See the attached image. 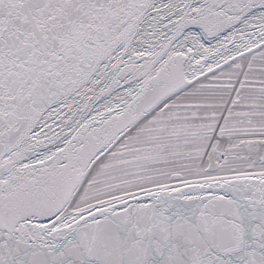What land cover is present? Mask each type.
Returning a JSON list of instances; mask_svg holds the SVG:
<instances>
[{"label":"snow or ice","instance_id":"1","mask_svg":"<svg viewBox=\"0 0 264 264\" xmlns=\"http://www.w3.org/2000/svg\"><path fill=\"white\" fill-rule=\"evenodd\" d=\"M0 264H264V0H0Z\"/></svg>","mask_w":264,"mask_h":264}]
</instances>
